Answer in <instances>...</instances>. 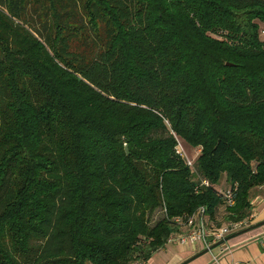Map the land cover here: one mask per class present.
I'll return each mask as SVG.
<instances>
[{
	"label": "trees",
	"instance_id": "trees-1",
	"mask_svg": "<svg viewBox=\"0 0 264 264\" xmlns=\"http://www.w3.org/2000/svg\"><path fill=\"white\" fill-rule=\"evenodd\" d=\"M261 27L264 0H0V264L146 262L177 216L249 217Z\"/></svg>",
	"mask_w": 264,
	"mask_h": 264
},
{
	"label": "crops",
	"instance_id": "crops-1",
	"mask_svg": "<svg viewBox=\"0 0 264 264\" xmlns=\"http://www.w3.org/2000/svg\"><path fill=\"white\" fill-rule=\"evenodd\" d=\"M224 186L228 184L225 182ZM258 194L261 198L260 192ZM254 202L247 225L264 221V200L255 199ZM234 233L226 243L213 245L210 249H204L200 243L167 242L141 264H179L186 259L189 260L184 264H264V222Z\"/></svg>",
	"mask_w": 264,
	"mask_h": 264
},
{
	"label": "built area",
	"instance_id": "built-area-1",
	"mask_svg": "<svg viewBox=\"0 0 264 264\" xmlns=\"http://www.w3.org/2000/svg\"><path fill=\"white\" fill-rule=\"evenodd\" d=\"M260 34L264 36V27L260 28ZM176 145L175 153L183 160L184 164L191 170L194 169L195 159L187 155V152L183 146V140L175 136ZM197 153L199 150H196ZM201 185L207 186L208 181L202 179ZM236 190V186L227 188L224 192V196L227 199L229 205H233V192ZM165 213V209L162 210ZM249 217L230 223H222L217 226L213 222L208 220L207 213H205L204 207H199L196 211L189 215L177 216L173 219L176 226L180 231L175 233L168 242H176L180 245H188L194 243H200L204 249H210L213 245H223L227 242V236L234 232H237L243 224H248ZM142 262L134 261L131 264H141ZM248 264V263H242Z\"/></svg>",
	"mask_w": 264,
	"mask_h": 264
},
{
	"label": "rangeland",
	"instance_id": "rangeland-1",
	"mask_svg": "<svg viewBox=\"0 0 264 264\" xmlns=\"http://www.w3.org/2000/svg\"><path fill=\"white\" fill-rule=\"evenodd\" d=\"M126 146V145H125ZM125 146H124V149H125ZM183 146L187 152V155H189L190 157H192L193 159H196L198 153H197V149L199 148H191L190 146L186 145L184 142H183ZM128 150V149H127ZM126 152V151H125ZM225 184V178H224V175L223 177H221L219 183L217 184V188L220 189V187L224 188ZM223 185V186H222ZM251 194L254 196V195H257V192L256 191H251ZM223 209V208H222ZM163 212L160 208H158L154 213L153 215L151 216V221H150V224H153L154 221H156L157 219L161 218L163 215ZM223 215L222 211H220V214H219V217H221ZM260 222V221H259ZM248 225L247 223L246 224H243L239 230H243L244 228H246ZM238 230V231H239Z\"/></svg>",
	"mask_w": 264,
	"mask_h": 264
},
{
	"label": "water",
	"instance_id": "water-1",
	"mask_svg": "<svg viewBox=\"0 0 264 264\" xmlns=\"http://www.w3.org/2000/svg\"><path fill=\"white\" fill-rule=\"evenodd\" d=\"M128 148H127V146H125V151H126V153H128V150H127Z\"/></svg>",
	"mask_w": 264,
	"mask_h": 264
}]
</instances>
